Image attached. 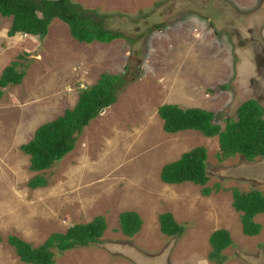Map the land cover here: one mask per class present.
I'll use <instances>...</instances> for the list:
<instances>
[{
    "label": "rangeland",
    "instance_id": "obj_1",
    "mask_svg": "<svg viewBox=\"0 0 264 264\" xmlns=\"http://www.w3.org/2000/svg\"><path fill=\"white\" fill-rule=\"evenodd\" d=\"M73 1L106 15L103 25L127 38L78 42L57 18L43 38L9 36L11 17L0 15V75L12 61L25 71L19 84L0 88V264H28L6 243L8 235L36 246L97 215L106 219L98 241L57 254L54 264H216L207 254L218 228L233 240L223 264H264V213L255 216L260 233L246 236L231 204V188L264 193V157L220 160L217 136L165 132L157 114L166 103L199 107L213 111L223 128L247 99L264 107V0ZM101 73L125 79L116 101L43 172L47 185L30 188L38 172L20 145L72 108ZM197 146L207 149L206 186L221 185L208 196L192 182L159 178L163 164ZM124 210L143 221L131 237L119 227ZM165 210L183 225L180 236L160 232L158 214Z\"/></svg>",
    "mask_w": 264,
    "mask_h": 264
},
{
    "label": "trees",
    "instance_id": "obj_2",
    "mask_svg": "<svg viewBox=\"0 0 264 264\" xmlns=\"http://www.w3.org/2000/svg\"><path fill=\"white\" fill-rule=\"evenodd\" d=\"M0 15L11 17L7 32L9 36L23 33L43 38L52 19L57 18L67 25L70 35L78 42L109 43L118 38H127L121 31L103 25L106 15L98 14L96 9L84 8L73 0H0ZM17 65V61H12L3 68L0 88L21 82L25 71L18 70ZM124 82L122 75L101 73L94 84L79 91L72 108L40 124L32 138L20 145V149L29 156L30 170L38 172L27 181L30 188L47 185L48 180L43 172L74 149L77 136L102 108L116 101L117 92ZM157 114L162 119L165 132L196 130L207 137L217 136L220 160L235 154H241L247 161L264 157V107L256 99L242 102L237 108L236 118L226 117L223 128L216 123L213 111L199 107L182 108L166 103L158 107ZM206 162L207 149L204 146L194 147L163 164L159 178L166 184L192 182L200 185L201 193L208 196L213 190L218 191L221 185L215 183L212 188L206 186L209 180ZM231 193V204L239 213L242 233L246 236L258 235L262 226L255 216L264 213V193L257 188L248 191L231 188ZM118 222L121 232L131 237L140 230L143 221L136 211L124 210L119 213ZM158 223L160 232L166 236H180L183 233V225L175 220L169 210L158 214ZM105 228V217L97 215L89 222L72 224L65 232H51L44 242L36 246L16 235H8L6 243L13 247L23 263L54 264L57 254L98 241ZM208 242V260L223 264L226 260L223 251L233 244L230 232L225 228L215 229L210 233Z\"/></svg>",
    "mask_w": 264,
    "mask_h": 264
},
{
    "label": "water",
    "instance_id": "obj_3",
    "mask_svg": "<svg viewBox=\"0 0 264 264\" xmlns=\"http://www.w3.org/2000/svg\"><path fill=\"white\" fill-rule=\"evenodd\" d=\"M104 110V108H102L101 110H100V112H102Z\"/></svg>",
    "mask_w": 264,
    "mask_h": 264
},
{
    "label": "clouds",
    "instance_id": "obj_4",
    "mask_svg": "<svg viewBox=\"0 0 264 264\" xmlns=\"http://www.w3.org/2000/svg\"><path fill=\"white\" fill-rule=\"evenodd\" d=\"M173 104V103H172Z\"/></svg>",
    "mask_w": 264,
    "mask_h": 264
}]
</instances>
